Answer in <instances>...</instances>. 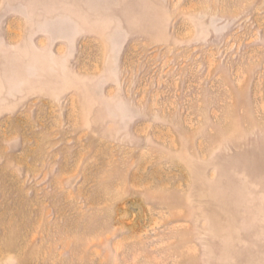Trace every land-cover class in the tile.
<instances>
[{
    "label": "rangeland",
    "instance_id": "374dc122",
    "mask_svg": "<svg viewBox=\"0 0 264 264\" xmlns=\"http://www.w3.org/2000/svg\"><path fill=\"white\" fill-rule=\"evenodd\" d=\"M0 264H264V0H0Z\"/></svg>",
    "mask_w": 264,
    "mask_h": 264
}]
</instances>
